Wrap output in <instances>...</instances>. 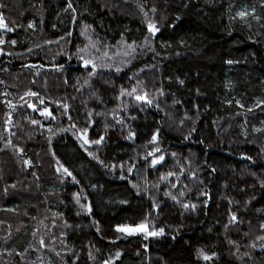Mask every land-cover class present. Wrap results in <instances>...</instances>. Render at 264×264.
I'll return each instance as SVG.
<instances>
[{"label":"trees","instance_id":"obj_1","mask_svg":"<svg viewBox=\"0 0 264 264\" xmlns=\"http://www.w3.org/2000/svg\"><path fill=\"white\" fill-rule=\"evenodd\" d=\"M0 16V264H264V0Z\"/></svg>","mask_w":264,"mask_h":264},{"label":"snow or ice","instance_id":"obj_2","mask_svg":"<svg viewBox=\"0 0 264 264\" xmlns=\"http://www.w3.org/2000/svg\"><path fill=\"white\" fill-rule=\"evenodd\" d=\"M69 7H71V5H69ZM153 11H155V9H153ZM239 15L241 16V17H243L244 15H245V13H239ZM31 26V25H30ZM0 27H6V25L4 24V21H3V18H2V16H0ZM148 29H149V32H151L153 35H155V33L158 31V29L154 26V25H152V24H149V26H148ZM9 31H11V29H8ZM0 42H2V41H0ZM86 63H88V62H86ZM182 83V82H181ZM33 95H35V93H33ZM137 99H144V97H142V96H138L137 97ZM44 112L45 113H47V109H45L44 110ZM33 123H35V121H33ZM103 138H101V140H102ZM153 140H155V136L153 137ZM101 141L100 140H97V141H94V143H100ZM85 143H88V141L87 140H85ZM160 159H163V157H161ZM158 161H153V163L155 164V163H157ZM64 171L66 172V173H68V175H71V173L70 172H68V170L65 168L64 169ZM185 207H187V205H185ZM235 217L233 216L232 217V220L233 221H235ZM261 227H264V225H261ZM138 229L139 230H141V231H143L144 230V228H143V225H140V226H138ZM118 230H120V231H128L129 232V234H131L133 231H135V230H133V229H118ZM162 229L160 230V233H162ZM160 233H149V234H151V235H157V234H160ZM117 255H119V254H117ZM210 257H208L207 255H205L204 256V259H209Z\"/></svg>","mask_w":264,"mask_h":264},{"label":"rangeland","instance_id":"obj_3","mask_svg":"<svg viewBox=\"0 0 264 264\" xmlns=\"http://www.w3.org/2000/svg\"><path fill=\"white\" fill-rule=\"evenodd\" d=\"M0 30H4L3 27H0ZM3 37H4V34L3 33H0V40H2ZM143 228H144L143 231L139 230L138 229V226H135V227H133V226H123V227H120L119 229H133L135 231H133L131 234H129L128 231H121V232H123L125 234L133 235V234H138V233H144V234L147 233L148 232V230L146 229L147 227L145 225H143Z\"/></svg>","mask_w":264,"mask_h":264},{"label":"water","instance_id":"obj_4","mask_svg":"<svg viewBox=\"0 0 264 264\" xmlns=\"http://www.w3.org/2000/svg\"><path fill=\"white\" fill-rule=\"evenodd\" d=\"M83 69L91 68V65H82Z\"/></svg>","mask_w":264,"mask_h":264},{"label":"built area","instance_id":"obj_5","mask_svg":"<svg viewBox=\"0 0 264 264\" xmlns=\"http://www.w3.org/2000/svg\"><path fill=\"white\" fill-rule=\"evenodd\" d=\"M104 264H107V263H104Z\"/></svg>","mask_w":264,"mask_h":264}]
</instances>
